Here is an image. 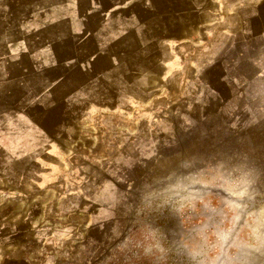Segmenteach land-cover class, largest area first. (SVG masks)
I'll return each instance as SVG.
<instances>
[{"label":"rangeland","instance_id":"374dc122","mask_svg":"<svg viewBox=\"0 0 264 264\" xmlns=\"http://www.w3.org/2000/svg\"><path fill=\"white\" fill-rule=\"evenodd\" d=\"M108 1L0 0V264H264V0Z\"/></svg>","mask_w":264,"mask_h":264},{"label":"crops","instance_id":"0c3cea01","mask_svg":"<svg viewBox=\"0 0 264 264\" xmlns=\"http://www.w3.org/2000/svg\"><path fill=\"white\" fill-rule=\"evenodd\" d=\"M69 0H63V4L68 3ZM82 0H75V6L73 7L72 15L68 16L64 19H61L60 22L68 24L72 28V32L74 35L79 37V40H87L89 37H93V33L91 29L93 27H110L115 23H118V27H126L125 20H118L115 18L116 12L120 14L121 12L127 11V7L118 6V9H113L114 4L111 3V0L108 2L110 5H103L102 3L95 2V0H89L86 4H81ZM252 0H238L234 4V8H236V12H248L252 7ZM77 5V6H76ZM106 6V7H105ZM44 9L41 10V12ZM32 12H37L39 10L34 9ZM94 18H99L97 25L92 24V20ZM116 19V20H114ZM123 19V18H122ZM237 19V18H236ZM242 21V20H241ZM123 27V28H124ZM76 29H82V32L76 31ZM98 57H108L104 55L102 52L98 54ZM88 62V61H87ZM264 75V73H261Z\"/></svg>","mask_w":264,"mask_h":264}]
</instances>
